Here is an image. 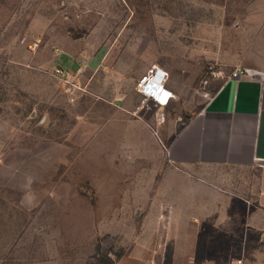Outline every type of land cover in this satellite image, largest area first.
I'll use <instances>...</instances> for the list:
<instances>
[{
    "label": "rangeland",
    "instance_id": "1",
    "mask_svg": "<svg viewBox=\"0 0 264 264\" xmlns=\"http://www.w3.org/2000/svg\"><path fill=\"white\" fill-rule=\"evenodd\" d=\"M155 68L162 125L137 91ZM237 69L264 73V0H0V264H228L255 244L256 171L166 155Z\"/></svg>",
    "mask_w": 264,
    "mask_h": 264
},
{
    "label": "crops",
    "instance_id": "2",
    "mask_svg": "<svg viewBox=\"0 0 264 264\" xmlns=\"http://www.w3.org/2000/svg\"><path fill=\"white\" fill-rule=\"evenodd\" d=\"M158 69L160 73L166 72ZM166 87L174 94L167 84ZM166 155L171 164L184 167L256 171L252 184L254 196L249 201L239 198L249 213L246 223L257 232L256 243L228 253L240 255L245 264H264V73L239 80L226 78L203 109L171 138ZM215 194L213 198L218 204L214 212L220 214L216 223L236 224L237 214L232 217L228 209L238 198L222 191ZM121 264L147 263L131 257Z\"/></svg>",
    "mask_w": 264,
    "mask_h": 264
},
{
    "label": "built area",
    "instance_id": "3",
    "mask_svg": "<svg viewBox=\"0 0 264 264\" xmlns=\"http://www.w3.org/2000/svg\"><path fill=\"white\" fill-rule=\"evenodd\" d=\"M59 74L66 77L69 80L70 73L64 69L57 70ZM261 73H256L250 70L237 69L229 78L236 80L242 78H254ZM168 74L166 72L160 73L159 69L155 68L150 71L149 74L144 75L138 83L137 91L141 94L145 100H151L159 107L160 112L156 116V122L158 125H162L166 121L165 108L171 103L174 98V94L166 87ZM228 78V77H227ZM71 91V87L68 88ZM228 264H245L243 257L232 259Z\"/></svg>",
    "mask_w": 264,
    "mask_h": 264
}]
</instances>
